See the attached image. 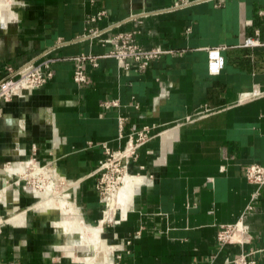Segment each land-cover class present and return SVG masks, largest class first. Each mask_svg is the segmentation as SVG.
I'll use <instances>...</instances> for the list:
<instances>
[{
	"label": "crops",
	"instance_id": "crops-1",
	"mask_svg": "<svg viewBox=\"0 0 264 264\" xmlns=\"http://www.w3.org/2000/svg\"><path fill=\"white\" fill-rule=\"evenodd\" d=\"M22 2L12 28L0 29V79L8 65L62 59L44 86L0 100V264H224L241 253L264 264V185L252 200L257 188L244 176L248 164L264 166V0ZM90 26L104 38L135 29L142 46L166 52L142 70L102 57L77 86L70 58L108 48L81 38ZM248 36L261 44L244 46ZM143 125L152 137L128 163L138 177L130 205L110 210L95 186L103 146L122 148ZM25 159L56 171L75 208L66 215L99 230L102 260L84 262L92 250L74 242L73 226L58 228L57 209H20L18 191L5 195V177H23L4 168ZM238 222L243 232L217 241L222 225Z\"/></svg>",
	"mask_w": 264,
	"mask_h": 264
},
{
	"label": "built area",
	"instance_id": "built-area-1",
	"mask_svg": "<svg viewBox=\"0 0 264 264\" xmlns=\"http://www.w3.org/2000/svg\"><path fill=\"white\" fill-rule=\"evenodd\" d=\"M105 10H99L94 16L90 18V21H96L105 14ZM106 29L90 26L86 32L81 36L82 39H96L102 44L107 43L108 48L106 52L100 54H94L92 52H81L75 56H72V80L77 86H83L88 81L86 65L89 64L92 67L99 65V59L102 57L114 58L118 65L125 71L130 68L136 70H142L149 62L166 50L159 47L146 48L136 41V30H120L110 35L109 38H104L103 34ZM64 43V41H58L56 46ZM261 42L258 38L248 36L244 39V46L259 45ZM54 49V48H53ZM52 49H48L44 54L51 52ZM62 59L61 57L49 56L40 61H27L19 66H6L5 75L0 79V100L8 101L14 96L23 97L28 91L44 86L53 78L52 63L56 60ZM222 64V60L218 55V51H210L208 68L210 72L217 73ZM254 94L260 93L253 91ZM116 102H105L104 105H111ZM152 137L150 133V126L143 125L140 128L132 130L122 148L112 150L107 146H103L105 158L100 161L97 181L95 183L96 189L101 195V199L106 200L109 196L106 195L108 189H112L113 193L117 190L121 184V177L128 172V163L131 159L137 157V149L146 141ZM116 162L111 168L114 161ZM127 168V169H126ZM109 169H111V175L115 173L110 179L111 182L107 186H103L106 178L109 179ZM121 174V176H119ZM245 178L256 185V190L252 195V200L258 197V189L264 185V166L258 163H251L244 168ZM253 208V204L249 203L248 209ZM240 230L243 232L245 229L241 222L236 224L222 225L217 233V241L225 243L232 240V236ZM224 264H261L254 258L248 257V254L241 253L232 260Z\"/></svg>",
	"mask_w": 264,
	"mask_h": 264
},
{
	"label": "bare ground",
	"instance_id": "bare-ground-1",
	"mask_svg": "<svg viewBox=\"0 0 264 264\" xmlns=\"http://www.w3.org/2000/svg\"><path fill=\"white\" fill-rule=\"evenodd\" d=\"M1 5L2 4H0V7H1ZM4 169H6V171H8L9 174H11V173L19 174L21 177L28 178V179L32 178V177L39 178V175L44 176V179L46 178L45 180H47V183H45L43 185L44 189L39 190L37 188H34L33 193H35L38 200L33 205V207L35 209L41 210V211L49 210L51 208L52 209L55 208L62 214V217L59 218L58 228L60 230L66 231V230H70L73 226L72 230H74V231L76 230L78 232L77 233L78 237H76V239H74V242L79 244L80 246H82L84 248H89L93 252V257H88L89 255L85 256L84 262L89 263V262H91V260H102L104 258V254L106 252L105 251V244L103 243V239L100 238L99 230L91 228L89 225L87 227L84 226L82 223V220H81L82 218L80 219V217L74 218V220H71L72 221V223H71L70 217L68 215H66V211L69 208L72 211H74L75 208L70 203L71 201H69V194H66L64 189H61L62 186L59 185V183H61V182H59V175L56 173V171L54 169L49 168L46 165L40 166L36 162L31 161V160H27V159H25L23 161H19L13 167H8V168L6 167ZM137 180H138V177H135L134 175L128 174V172H126L121 177V184L118 186L117 190L114 191V193H112L111 196L108 198V205H109L110 210H113L112 208L115 207L114 205H117V207L119 206L121 209H123V211L125 209H127V207L130 205L131 195L133 194L134 183ZM14 192H16V191H14ZM1 198H2V196H1ZM72 201H74V200H72ZM11 214H14V213H11ZM11 214H9V215L11 216ZM75 216H77V213ZM108 218H110V216ZM11 223L13 224V222H11ZM74 231H72V232H74ZM74 236H76V235H74ZM105 257H106V255H105Z\"/></svg>",
	"mask_w": 264,
	"mask_h": 264
},
{
	"label": "rangeland",
	"instance_id": "rangeland-1",
	"mask_svg": "<svg viewBox=\"0 0 264 264\" xmlns=\"http://www.w3.org/2000/svg\"><path fill=\"white\" fill-rule=\"evenodd\" d=\"M0 4H2L0 7V15H1L0 16V29H2V27L4 28L7 26L8 30H10L14 24L13 22H15L16 14L19 13V10L21 9L23 2H22V0H0ZM0 34H1V30H0ZM29 158H30V156H29ZM30 159L34 160V158H30ZM19 160H22V159H19ZM13 161H16V160L7 161L3 165L10 164ZM35 161L37 162L38 160L35 159ZM115 163L116 162L114 161L113 165L111 167L112 169H113V166L115 165ZM43 165H40V166H43ZM108 171H109V173H108L109 179L106 178L105 182L103 183V186H105V187L107 186L106 183L109 184L111 182L110 178L113 175L115 176V173H116V171H115L114 174L111 175V169H109ZM119 176H121V174H119ZM39 178H34V177L29 178V179L28 178H25V179L24 178H17V176L14 174L10 175L9 178L5 177V181H7L9 183L8 184L9 188L6 190L5 195L12 197L14 190L18 191V194H19L18 197H19L20 203L17 202V203H14V205H16V206L19 205L20 209L30 208L38 200L37 197H35L33 195L34 188H37L39 190L40 189L43 190L44 189L43 185L45 183H47V180H45L46 178L44 179V176L39 175ZM2 181H3V179H2ZM59 182H60V180H59ZM59 185H60V183H59ZM68 191L71 192V189L69 188ZM112 191H113L112 189H108V192L106 193V195L110 197L112 194L111 193ZM71 193H74V192H71Z\"/></svg>",
	"mask_w": 264,
	"mask_h": 264
},
{
	"label": "water",
	"instance_id": "water-1",
	"mask_svg": "<svg viewBox=\"0 0 264 264\" xmlns=\"http://www.w3.org/2000/svg\"><path fill=\"white\" fill-rule=\"evenodd\" d=\"M7 177V176H6Z\"/></svg>",
	"mask_w": 264,
	"mask_h": 264
}]
</instances>
